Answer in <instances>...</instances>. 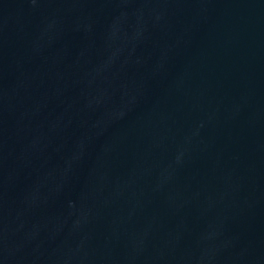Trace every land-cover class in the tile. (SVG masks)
Masks as SVG:
<instances>
[{
    "label": "water",
    "instance_id": "95a60500",
    "mask_svg": "<svg viewBox=\"0 0 264 264\" xmlns=\"http://www.w3.org/2000/svg\"><path fill=\"white\" fill-rule=\"evenodd\" d=\"M0 264H264V0H0Z\"/></svg>",
    "mask_w": 264,
    "mask_h": 264
}]
</instances>
